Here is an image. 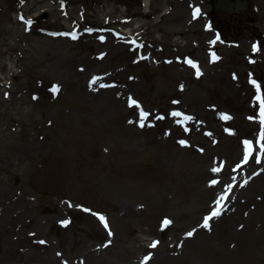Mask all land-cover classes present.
<instances>
[{
  "label": "rangeland",
  "instance_id": "374dc122",
  "mask_svg": "<svg viewBox=\"0 0 264 264\" xmlns=\"http://www.w3.org/2000/svg\"><path fill=\"white\" fill-rule=\"evenodd\" d=\"M33 1L0 0V67L7 65L0 75L11 72L0 86L19 85L16 104L23 100L32 109V124L22 116L23 138L37 151L31 160L13 158L8 165L6 147L24 140L1 134L0 161L7 169H0V178L17 194L28 191L33 215L45 226L42 237L48 246L53 241L52 255L56 250L58 260L69 264H258L257 255L264 253V208L258 206L259 188L246 190L253 169L264 167V150L257 161H246L250 153L244 142L252 141L255 131L249 123L260 114L257 97L264 96V0H246L236 12L213 10L211 0H151V8L144 0H56L46 1L44 9L32 8ZM51 5L63 9L61 25L81 35L71 42L55 41L65 47L62 60L49 56L55 47L30 60L28 42L54 21ZM198 7L204 15L194 18ZM20 12L33 17L34 33L22 35ZM113 18L119 21L105 22ZM140 21L146 24L137 28ZM15 23L20 36L10 31ZM130 28L135 29L132 35L120 36ZM65 69L82 70L84 77L65 81ZM107 74L114 75L110 98L116 99L105 109L96 95L86 97L82 91L87 82ZM141 111L148 114L143 127ZM191 118L217 153V161H207L209 173L193 157L207 151L202 137L188 146L193 156L183 151L172 167L163 159L185 138V120ZM2 122L6 133L22 127L14 120ZM136 130L141 142L150 139L148 149L137 154L130 138ZM233 177L239 199L250 197L255 204L242 203V218L232 221L225 214L213 221L206 229L207 246L200 247L201 236L187 234L200 226L222 184L229 186ZM214 180L220 182L215 191ZM10 192L0 189V200ZM51 216L58 224L49 229ZM166 216L172 224L162 228ZM46 246L40 245V251Z\"/></svg>",
  "mask_w": 264,
  "mask_h": 264
},
{
  "label": "bare ground",
  "instance_id": "6f19581e",
  "mask_svg": "<svg viewBox=\"0 0 264 264\" xmlns=\"http://www.w3.org/2000/svg\"><path fill=\"white\" fill-rule=\"evenodd\" d=\"M46 1L53 2L56 0H34L31 7L35 8L36 6L38 7L40 6L42 7L41 9H44V6L46 5ZM154 1L146 0V4H148L149 2L148 6H150V8L152 6L154 7L155 6ZM50 11L54 13V16H53L54 21L52 23L48 22L46 24V26L48 27L47 30L52 29L53 25L58 26V28H60L62 26L60 22L61 18L59 16L60 11H58V9L52 5L50 6ZM23 15L24 13H22L21 16ZM158 17L159 16H157V18ZM115 20L117 19L113 18L112 20H109L108 23L113 22ZM154 22L158 23V21H153V23ZM144 24H146V22L140 21L136 27L140 28ZM15 25L16 26L11 28L10 31L13 32V34H15L16 36H20L19 35L21 32L20 27L18 26V23H15ZM61 29L64 30L63 33H57V34L49 33L47 30L44 29L41 31L40 34L39 33L34 34L36 35V37L28 42V49H26L27 50L26 52L30 54L28 55V58L31 60L32 54H35V53L39 54L44 51H49V50H52L53 47H55L56 50L54 51V53L56 54L49 52V56L51 58L55 56H59V59L62 60L64 58L63 51L65 50V47L58 45V43H55V41L65 40V41L71 42L72 37L67 31V29H64L62 27ZM22 33H23L22 34L23 36H27V34L34 33V30L31 29V30L25 31L23 28ZM97 36H98L97 33L93 34V37L97 38ZM122 36H125V34L122 33ZM47 39H51L53 40V42L47 45L46 43ZM33 41L36 43L35 45L33 44ZM7 45H9L11 54L14 55V52H15L14 45L12 43L7 44ZM6 66L7 65H4V63H2L0 68L6 69ZM61 72H62L61 74L62 79H65V81L66 80L71 81L70 78L73 77L76 81L80 82V80L84 77L82 71L80 70L72 71L70 69H65V70H61ZM8 74H11V72H9V69H8ZM8 74H6L5 77L3 75H0V83H2L4 79H8ZM113 80H114L113 74L103 77V78L99 77L95 79V83H93L92 81L86 84L83 87V91H82V87L80 88L82 91V95L86 97L89 95L91 97L96 95L95 98L96 99L98 98L96 103L101 102L102 105H104L102 107L107 109L109 108L110 105H112V103L115 101L116 98L115 97L112 99L110 98L112 89H102L101 85H104L105 83L109 86L108 82L113 81ZM129 85L131 86V83H129ZM1 87L2 86H0V135L1 134H4L5 136L8 135V138H12L13 140L14 138H17V137H20L21 140H24L23 137L26 138L27 127L23 125V120H24L23 118L29 117L30 118L29 124H32L31 123L32 109H30V107L25 108L26 106L25 107L23 106V103H24L23 100H21V105L16 104L18 103V100L16 99L17 95L14 94V90H18L17 88L19 87V85L18 86L11 85V83L5 82V85L3 86V88ZM5 97L10 100V103L12 104V106H7L8 102L4 99ZM2 120H6V121L14 120L18 122V125H22V127L17 132H13L9 130L6 133V130H5L6 127H4V122H2ZM193 126H194V120L185 122V130L189 129V131L185 133V142L180 140L178 142L179 146L176 145L173 148L174 154L164 153L165 156L163 157V159L168 164V167H172L175 161L179 160L180 155L183 151H185V154L189 156H193V153L189 152L190 149L192 148L188 149L187 147L189 146L190 142H191L190 146L192 145L193 139L202 137L205 140L207 151L204 153V155H199L197 153V155L193 157L196 160L197 167L204 170V173H209L210 169H209V165L207 161L208 160L214 161L215 159H217V157H214V155H216L217 153L214 152L215 150L214 147L208 145V142L206 141V139L208 138L199 135V133L201 132L199 125H196L194 127V130L192 129ZM252 129H253V126H252ZM262 132H264V127L262 129ZM130 138H131V142L135 140L136 146L134 150L136 151L135 152L136 154L138 153V151L148 149L149 142L147 141H150V139L146 138L143 142H141L142 140H140L139 133L137 130L134 131V133L132 134V136H130ZM25 140L27 141V139ZM25 140L23 142L18 141V143L13 141L11 147L9 146L6 147V153L4 157L6 158V163L8 165L11 164L13 158H16L20 163L31 160L29 156L34 151H36V147L34 144L30 143L29 141L26 142ZM181 142H184V143H181ZM184 144H185V147H183ZM252 156L253 155H251V158ZM6 163H2V161H0V169L6 170L7 169ZM161 174L164 175V172L160 171L159 175ZM256 177L257 178L253 179L252 181L253 183L246 190V193L248 192L253 193L255 188H259V195H261L260 199L262 201H258V206L264 208V169H262L260 172L256 170ZM3 182H2V179L0 178V189L6 192H9V190H11V192L8 195L7 194L2 195L1 197L3 200H0V205H2V208L0 206V264H64L60 259H59L60 261L58 260L56 250L54 251V256L52 255L53 251L50 248V245L53 244V241L49 240V246L46 241H44V243H40V241H42L41 238H43L42 236L45 232L44 230L45 226L42 220L37 219L36 216L33 215L34 202H33V199L30 197L28 191L25 188H22V190L19 191L17 194L16 193L17 189L15 190L14 187L11 185L9 186L5 185L6 186L5 187ZM212 187H213V190L215 191V189L218 188V184ZM243 190L244 189L238 192L240 193ZM249 198L239 199V196L236 195L234 197V200L230 201L229 206L223 212L229 216L226 218L232 221L238 218H242L240 214V209L243 208L242 203L245 202L249 206H251L252 204H255V202H252V199L251 198L249 199ZM255 200L257 201L256 198ZM127 207H130V206H127ZM174 212L176 213L177 216H179V213H181L179 212L178 209L175 210ZM250 214L255 215V210H252ZM262 217L264 218V214H262ZM48 222L49 223L47 227H49V229H52L54 225H57V217L51 216L48 219ZM208 234H209L208 231L204 229L203 225H200L195 230L193 237H195V235L201 236L199 242L202 244V246L200 247H205L207 245H203V244L209 241V240H206L208 237ZM40 245L41 246L47 245L46 247H44L46 248V250H44L43 252L40 251L39 249ZM140 246L141 244H139V247ZM84 253L85 251L83 252V254ZM117 254H119V252ZM86 255L88 256V254ZM257 260H258V264H264V253H262L260 256L257 255ZM100 263H101V260H100Z\"/></svg>",
  "mask_w": 264,
  "mask_h": 264
},
{
  "label": "snow or ice",
  "instance_id": "6c2138e0",
  "mask_svg": "<svg viewBox=\"0 0 264 264\" xmlns=\"http://www.w3.org/2000/svg\"><path fill=\"white\" fill-rule=\"evenodd\" d=\"M199 14H200V9L199 8H196L194 10V13H193L194 18L197 17ZM21 19L23 20L24 18L21 16ZM26 23L30 24L31 21H26ZM71 35H72V39H76L77 38L75 34H71ZM101 39H103V37H101ZM217 39H219V37H217ZM213 43H215V41H213ZM254 50H256V49L254 48ZM213 58L214 59H218V57H215V54H213ZM188 63L189 64H192L193 67H197L195 64L192 63V61H188ZM197 74L199 75L198 68H197ZM93 83H95V80L93 81ZM53 90L54 91H57L58 88L54 87ZM257 100L260 102V119H261V124L264 125V96H258L257 97ZM132 103L135 104L136 102L135 101H132ZM147 115H148L147 113H144L143 111H141V113H140V116H141V124H140V126L141 127L144 126L143 120L147 117ZM172 115H174V116H180L181 114L180 113H173ZM223 118L227 119L229 117L225 116ZM181 143H184V142H181ZM244 143H245L246 150H248L249 152H251V150H252V142L245 141ZM260 148L262 150H264V132L261 133V144H260ZM247 159H248V156H245V160L246 161H247ZM213 171L216 172V171H219V169H213ZM213 183H216V181H213ZM216 204H217V208L214 209L209 216L205 217L204 223H203V227L208 228L209 227L210 220H212L214 217H217V216H219L221 214V207L222 206L220 205V201L217 200L216 201ZM98 218L104 224V227L107 228L108 227V224H107L106 218L103 217L102 215H99ZM64 223L67 224V221H65ZM163 223H164L165 226H167L168 224L171 223V221L165 219ZM109 234H111V233H109ZM187 235L188 236H192L193 233L192 232H189ZM40 243H44V241H40ZM151 246L152 247H155L156 244L154 243Z\"/></svg>",
  "mask_w": 264,
  "mask_h": 264
},
{
  "label": "water",
  "instance_id": "95a60500",
  "mask_svg": "<svg viewBox=\"0 0 264 264\" xmlns=\"http://www.w3.org/2000/svg\"><path fill=\"white\" fill-rule=\"evenodd\" d=\"M239 0H214L215 7H224L225 9H235Z\"/></svg>",
  "mask_w": 264,
  "mask_h": 264
}]
</instances>
